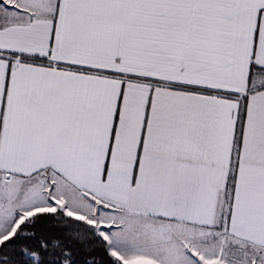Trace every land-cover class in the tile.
<instances>
[{
    "label": "snow or ice",
    "instance_id": "obj_1",
    "mask_svg": "<svg viewBox=\"0 0 264 264\" xmlns=\"http://www.w3.org/2000/svg\"><path fill=\"white\" fill-rule=\"evenodd\" d=\"M0 264H264V0H0Z\"/></svg>",
    "mask_w": 264,
    "mask_h": 264
}]
</instances>
